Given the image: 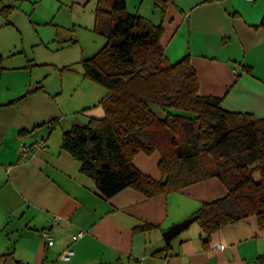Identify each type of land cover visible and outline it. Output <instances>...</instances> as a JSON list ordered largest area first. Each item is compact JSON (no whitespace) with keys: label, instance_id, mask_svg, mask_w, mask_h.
I'll return each mask as SVG.
<instances>
[{"label":"crops","instance_id":"0c3cea01","mask_svg":"<svg viewBox=\"0 0 264 264\" xmlns=\"http://www.w3.org/2000/svg\"><path fill=\"white\" fill-rule=\"evenodd\" d=\"M126 1L130 14L163 26L171 63L191 57L202 96L222 97L227 111L264 118V0H164V11L156 0ZM0 3V18L7 21L1 12L11 6ZM100 44L83 60L96 55L106 38ZM82 66L44 74L30 63L0 67V264H258L264 259V230L255 217L222 228L207 248L200 226L190 231L193 224L165 242L173 226L227 194L218 178L154 199L132 188L110 199L100 194L62 148L64 133L79 121L105 114L101 103L108 91L86 79ZM34 143L44 149L21 162L20 146ZM160 161L158 152L140 153L133 164L161 181ZM44 231L51 233L53 246L42 238ZM80 232L84 237L74 241ZM70 249L73 257L63 262Z\"/></svg>","mask_w":264,"mask_h":264},{"label":"trees","instance_id":"16d2710c","mask_svg":"<svg viewBox=\"0 0 264 264\" xmlns=\"http://www.w3.org/2000/svg\"><path fill=\"white\" fill-rule=\"evenodd\" d=\"M97 1L94 30L107 43L82 65L85 78L108 91L105 114L64 133L63 150L107 199L128 188L154 199L218 178L227 194L194 215L206 248L216 232L250 217L264 230V118L227 111L222 97L202 96L191 57L168 59L162 25L130 14L126 0ZM164 3L156 0L162 11ZM11 10L1 14L8 19ZM154 106L168 112L159 116ZM156 152L161 181L133 164L138 154Z\"/></svg>","mask_w":264,"mask_h":264},{"label":"rangeland","instance_id":"374dc122","mask_svg":"<svg viewBox=\"0 0 264 264\" xmlns=\"http://www.w3.org/2000/svg\"><path fill=\"white\" fill-rule=\"evenodd\" d=\"M4 4L11 6L13 14L7 21L0 18L4 24L0 55L9 67L36 64L41 74L65 65L78 69L83 57L104 42L105 37L94 30L97 0H4ZM167 39L161 40L163 48L170 42ZM153 109L159 116L168 112L156 106ZM196 227L195 222L190 231Z\"/></svg>","mask_w":264,"mask_h":264},{"label":"built area","instance_id":"2783aa9c","mask_svg":"<svg viewBox=\"0 0 264 264\" xmlns=\"http://www.w3.org/2000/svg\"><path fill=\"white\" fill-rule=\"evenodd\" d=\"M248 1H254V0H248ZM40 149H44V145L42 143H34V144H22L20 146V160L23 163H26L28 161L29 156L35 152L36 150H40ZM58 219L55 220V222H57ZM42 238H44L49 246H53L54 245V238L52 237L51 233L49 231H44L42 232ZM84 232H80L79 234H77L76 236L73 237L74 241H78L81 238L84 237ZM217 248H220L221 245H216ZM74 251L73 250H67L62 256H61V260L63 262H69L71 260V258L74 255Z\"/></svg>","mask_w":264,"mask_h":264},{"label":"water","instance_id":"95a60500","mask_svg":"<svg viewBox=\"0 0 264 264\" xmlns=\"http://www.w3.org/2000/svg\"><path fill=\"white\" fill-rule=\"evenodd\" d=\"M78 127H83L84 123L79 121L78 124H76ZM196 222V217H191L190 219H187L183 221L182 223L173 226L169 231H167L164 234V239L167 244H169L174 238L179 236L184 231L188 230L190 226Z\"/></svg>","mask_w":264,"mask_h":264}]
</instances>
